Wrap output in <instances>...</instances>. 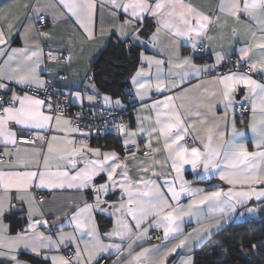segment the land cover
Wrapping results in <instances>:
<instances>
[{"label":"snow or ice","instance_id":"6c2138e0","mask_svg":"<svg viewBox=\"0 0 264 264\" xmlns=\"http://www.w3.org/2000/svg\"><path fill=\"white\" fill-rule=\"evenodd\" d=\"M257 217L264 0L0 2V264H232L217 236Z\"/></svg>","mask_w":264,"mask_h":264},{"label":"trees","instance_id":"16d2710c","mask_svg":"<svg viewBox=\"0 0 264 264\" xmlns=\"http://www.w3.org/2000/svg\"><path fill=\"white\" fill-rule=\"evenodd\" d=\"M118 55L119 53L115 49L109 48L103 50L92 64L99 88L109 94L122 93L128 88V84L125 83V78L132 72V67L128 65L127 59L123 57L116 59ZM106 82H112V84L105 87ZM127 106L132 105L128 104ZM114 139L115 137H108L105 141L100 142L103 144L106 142L110 143ZM228 235L232 236L233 245H249V247L244 249V258L233 259V257L237 256L238 249L233 251L232 257H230L232 264H264V244L260 246V251L254 255L250 247L252 243L264 241V219L234 225L231 224L223 229L216 240H223ZM215 242L213 241V243ZM225 247H230V245H225ZM205 248H208V245H205ZM212 258L214 260L220 259L217 256H213ZM202 264H206V262H202Z\"/></svg>","mask_w":264,"mask_h":264},{"label":"built area","instance_id":"2783aa9c","mask_svg":"<svg viewBox=\"0 0 264 264\" xmlns=\"http://www.w3.org/2000/svg\"><path fill=\"white\" fill-rule=\"evenodd\" d=\"M228 67H231V65H228ZM57 95H59V91H57V93H56ZM134 109L135 108H133V106H127V115L125 116V120H129V118H130V116L132 115V112L134 111ZM80 109L79 108H76V107H74V108H70L69 110H68V112H69V114L71 115V114H75L76 112H78ZM86 119H92V117L91 116H89V117H87ZM96 123H97V126L98 127H100V128H103V126H104V122L103 121H99V120H97L96 121ZM108 137H114L113 135H104V136H101V137H99V138H93L92 139V143L93 142H95V141H101V142H103V141H105V139L106 138H108Z\"/></svg>","mask_w":264,"mask_h":264},{"label":"crops","instance_id":"0c3cea01","mask_svg":"<svg viewBox=\"0 0 264 264\" xmlns=\"http://www.w3.org/2000/svg\"><path fill=\"white\" fill-rule=\"evenodd\" d=\"M0 2H4V3H6L7 0H0ZM100 54H101V53H97V54H96V56L94 57V61L99 57ZM54 83H59V82H54ZM98 87H99V86H98ZM99 90H100L101 92H104V91H102L100 88H99ZM135 116H136V109H134V111L132 112V115L130 116V120L134 122V120H135ZM92 144H93V146H96V145H98V144H103V143H101L100 141H95V142H93ZM189 178H191L190 175H189ZM212 183H213V184H216V183H218V181L213 180ZM261 219H264V218L257 217L256 219L251 220L250 222H252V221H257V220H261ZM238 223H241V222L233 221L232 223L225 224L224 228L227 227V226H229V225H231V224L234 225V224H238Z\"/></svg>","mask_w":264,"mask_h":264},{"label":"water","instance_id":"95a60500","mask_svg":"<svg viewBox=\"0 0 264 264\" xmlns=\"http://www.w3.org/2000/svg\"><path fill=\"white\" fill-rule=\"evenodd\" d=\"M109 84H112V82H106V86L105 87H107Z\"/></svg>","mask_w":264,"mask_h":264},{"label":"rangeland","instance_id":"374dc122","mask_svg":"<svg viewBox=\"0 0 264 264\" xmlns=\"http://www.w3.org/2000/svg\"><path fill=\"white\" fill-rule=\"evenodd\" d=\"M253 255H254V253H253Z\"/></svg>","mask_w":264,"mask_h":264}]
</instances>
